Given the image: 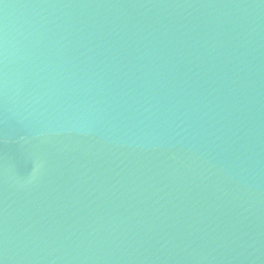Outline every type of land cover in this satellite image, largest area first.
I'll list each match as a JSON object with an SVG mask.
<instances>
[{
    "label": "water",
    "instance_id": "95a60500",
    "mask_svg": "<svg viewBox=\"0 0 264 264\" xmlns=\"http://www.w3.org/2000/svg\"><path fill=\"white\" fill-rule=\"evenodd\" d=\"M0 264H264V0H0Z\"/></svg>",
    "mask_w": 264,
    "mask_h": 264
}]
</instances>
